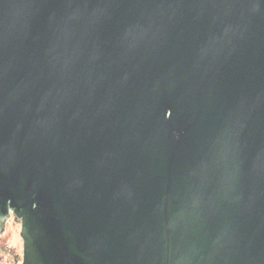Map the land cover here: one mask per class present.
Instances as JSON below:
<instances>
[{
  "label": "water",
  "instance_id": "water-1",
  "mask_svg": "<svg viewBox=\"0 0 264 264\" xmlns=\"http://www.w3.org/2000/svg\"><path fill=\"white\" fill-rule=\"evenodd\" d=\"M20 264H264V0H0V235Z\"/></svg>",
  "mask_w": 264,
  "mask_h": 264
},
{
  "label": "rangeland",
  "instance_id": "rangeland-1",
  "mask_svg": "<svg viewBox=\"0 0 264 264\" xmlns=\"http://www.w3.org/2000/svg\"><path fill=\"white\" fill-rule=\"evenodd\" d=\"M20 223L10 217L7 221L3 234L0 235V249L4 246L13 249V253L16 254L15 261H21L22 254V241L19 237ZM20 258V259H19ZM17 262V263H18ZM16 264V263H15Z\"/></svg>",
  "mask_w": 264,
  "mask_h": 264
},
{
  "label": "trees",
  "instance_id": "trees-1",
  "mask_svg": "<svg viewBox=\"0 0 264 264\" xmlns=\"http://www.w3.org/2000/svg\"><path fill=\"white\" fill-rule=\"evenodd\" d=\"M2 250H3V247L0 249V253H1ZM6 253L8 254V257H9L8 264H15V263L16 264H20V262H21L20 260H19V262L15 261L16 254L13 253V249L12 248H8ZM19 257L21 258V256H19ZM0 264H1V256H0Z\"/></svg>",
  "mask_w": 264,
  "mask_h": 264
},
{
  "label": "built area",
  "instance_id": "built-area-1",
  "mask_svg": "<svg viewBox=\"0 0 264 264\" xmlns=\"http://www.w3.org/2000/svg\"><path fill=\"white\" fill-rule=\"evenodd\" d=\"M7 250H8V247L7 246H4L3 247V250L0 253V256H1V264H8L9 257H8V254L6 253Z\"/></svg>",
  "mask_w": 264,
  "mask_h": 264
}]
</instances>
